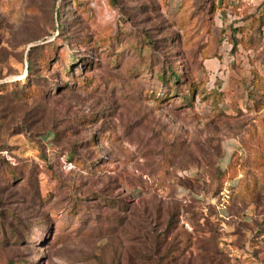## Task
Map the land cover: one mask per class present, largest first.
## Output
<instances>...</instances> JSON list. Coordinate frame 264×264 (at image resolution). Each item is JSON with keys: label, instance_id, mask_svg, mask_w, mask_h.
Returning <instances> with one entry per match:
<instances>
[{"label": "rangeland", "instance_id": "obj_1", "mask_svg": "<svg viewBox=\"0 0 264 264\" xmlns=\"http://www.w3.org/2000/svg\"><path fill=\"white\" fill-rule=\"evenodd\" d=\"M219 1L0 0V264H264V0Z\"/></svg>", "mask_w": 264, "mask_h": 264}, {"label": "trees", "instance_id": "obj_2", "mask_svg": "<svg viewBox=\"0 0 264 264\" xmlns=\"http://www.w3.org/2000/svg\"><path fill=\"white\" fill-rule=\"evenodd\" d=\"M220 2H223V0H220L219 3ZM255 22L258 24V27L260 30L264 25V14L258 16L255 19ZM242 40L244 41L243 38H242ZM242 40H240L234 36L233 45L236 47L237 44ZM71 63H75V59L69 57L67 59L66 66L67 65H68V67L71 66ZM66 72H68V71H66ZM157 78L160 80L162 87H165V89H169L167 92L164 89V92H163L164 96L158 95V99H165L166 97L170 98V97H173V95H178L179 97L188 101V97L190 99L192 97L193 92L199 88V85L196 82H192L190 84V86L187 88L188 89L187 92H185V93L181 92L179 86L181 83H183V80H182L183 75L180 74L178 72L177 68L174 66H171V67L167 66L166 67V65L163 64L161 66V68L159 69ZM254 82H255V84L253 86L259 87L260 80L256 79ZM170 83H172V86L170 85ZM14 88L15 89H21L20 84H19V86L17 85ZM258 103H260V101H258ZM9 173L13 174L12 172H9ZM13 217L15 218L17 216L15 214H13ZM13 233H14V235H16L17 232L13 231Z\"/></svg>", "mask_w": 264, "mask_h": 264}]
</instances>
